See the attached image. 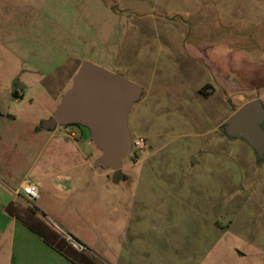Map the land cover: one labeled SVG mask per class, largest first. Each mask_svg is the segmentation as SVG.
<instances>
[{
	"label": "rangeland",
	"instance_id": "1",
	"mask_svg": "<svg viewBox=\"0 0 264 264\" xmlns=\"http://www.w3.org/2000/svg\"><path fill=\"white\" fill-rule=\"evenodd\" d=\"M203 42L264 52V0H0V176L34 182L21 205L99 264L264 247V162L227 121L264 89L234 63L195 77L185 47ZM85 61L143 88L128 125L146 146L119 169L86 122L55 120Z\"/></svg>",
	"mask_w": 264,
	"mask_h": 264
},
{
	"label": "crops",
	"instance_id": "2",
	"mask_svg": "<svg viewBox=\"0 0 264 264\" xmlns=\"http://www.w3.org/2000/svg\"><path fill=\"white\" fill-rule=\"evenodd\" d=\"M182 43H185L184 39ZM204 43L209 42L186 45L185 51L190 59L183 54L185 59L192 60L193 65L190 66L193 68L195 77L200 69H210L208 66L210 64H213L210 65L213 72L216 69L219 74L223 72L229 75L234 63V69L241 71L240 75L244 81H255L256 85L264 89V52L257 53L245 49L241 50V54L233 56L231 46H229L227 50L220 51L222 55L217 57L220 53L216 56L214 44H207L206 48L201 47L200 45ZM202 60L204 61L203 66L199 63ZM195 80L198 79L195 78ZM255 98L261 99L264 104L263 94ZM257 161L264 162V156L258 155ZM24 182H20L15 187L14 179L0 176V264H72L70 260L18 220L15 214L7 211L10 203L24 208L21 203L30 202L22 192ZM182 248V252L179 255L176 254V262H170L169 258L167 263L165 261L158 264H264V247Z\"/></svg>",
	"mask_w": 264,
	"mask_h": 264
},
{
	"label": "water",
	"instance_id": "3",
	"mask_svg": "<svg viewBox=\"0 0 264 264\" xmlns=\"http://www.w3.org/2000/svg\"><path fill=\"white\" fill-rule=\"evenodd\" d=\"M73 83L54 113L55 120L60 124L65 120L86 122L92 139L103 149L101 160L119 169L132 146L128 114L141 95V86L89 61L82 63ZM227 121L229 134L244 136L257 154L264 156L261 99L246 102Z\"/></svg>",
	"mask_w": 264,
	"mask_h": 264
},
{
	"label": "trees",
	"instance_id": "4",
	"mask_svg": "<svg viewBox=\"0 0 264 264\" xmlns=\"http://www.w3.org/2000/svg\"><path fill=\"white\" fill-rule=\"evenodd\" d=\"M14 94L18 95L17 92ZM29 208L31 207L20 208L10 203L7 206V211L10 214H15L18 220L27 225L35 234L40 236L48 245L56 249L73 264H99L92 256L87 255L85 251H78V249L73 247L66 235L44 223Z\"/></svg>",
	"mask_w": 264,
	"mask_h": 264
},
{
	"label": "built area",
	"instance_id": "5",
	"mask_svg": "<svg viewBox=\"0 0 264 264\" xmlns=\"http://www.w3.org/2000/svg\"><path fill=\"white\" fill-rule=\"evenodd\" d=\"M132 146L135 149H143L146 146V140L143 136H136L132 138ZM22 192L26 196L28 200L35 201L39 198V189L34 182L25 181L22 185ZM73 247L78 250H83L85 247L84 245L80 244L74 238H69Z\"/></svg>",
	"mask_w": 264,
	"mask_h": 264
},
{
	"label": "flooded vegetation",
	"instance_id": "6",
	"mask_svg": "<svg viewBox=\"0 0 264 264\" xmlns=\"http://www.w3.org/2000/svg\"><path fill=\"white\" fill-rule=\"evenodd\" d=\"M15 85H17L18 87L16 88V89H14L15 91H14V93H16V92H18L19 90L18 89H20V84H15Z\"/></svg>",
	"mask_w": 264,
	"mask_h": 264
}]
</instances>
